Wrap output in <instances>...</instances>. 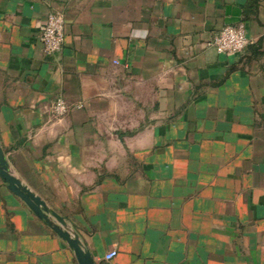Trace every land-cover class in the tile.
<instances>
[{"label":"crops","instance_id":"0c3cea01","mask_svg":"<svg viewBox=\"0 0 264 264\" xmlns=\"http://www.w3.org/2000/svg\"><path fill=\"white\" fill-rule=\"evenodd\" d=\"M0 144L96 264H264V0H0ZM0 264H79L1 176Z\"/></svg>","mask_w":264,"mask_h":264},{"label":"built area","instance_id":"2783aa9c","mask_svg":"<svg viewBox=\"0 0 264 264\" xmlns=\"http://www.w3.org/2000/svg\"><path fill=\"white\" fill-rule=\"evenodd\" d=\"M65 16L61 12H52L40 27L39 40L46 54L59 53L65 43ZM252 44L248 38L243 24L238 26H225L218 34L207 43L208 47L214 48L219 54L238 55L242 54ZM81 108V105L76 106ZM71 110V106L62 98L53 105V113L57 117L65 116ZM118 255L117 250L109 251L105 255L106 260H112Z\"/></svg>","mask_w":264,"mask_h":264},{"label":"water","instance_id":"95a60500","mask_svg":"<svg viewBox=\"0 0 264 264\" xmlns=\"http://www.w3.org/2000/svg\"><path fill=\"white\" fill-rule=\"evenodd\" d=\"M0 176L8 185L13 194L23 200L29 208L41 219L47 221L70 248L74 251L79 264H96L91 252L85 250L78 238L72 234L67 228V222L58 213L51 210L47 203L29 188L24 186L22 182L11 174L9 164L6 160L4 151L0 144ZM51 218H54V222Z\"/></svg>","mask_w":264,"mask_h":264}]
</instances>
